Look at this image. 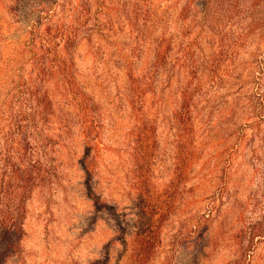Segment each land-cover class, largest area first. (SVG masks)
<instances>
[{"label": "rangeland", "instance_id": "rangeland-1", "mask_svg": "<svg viewBox=\"0 0 264 264\" xmlns=\"http://www.w3.org/2000/svg\"><path fill=\"white\" fill-rule=\"evenodd\" d=\"M90 1L95 18L81 29L72 57L77 79L101 117L103 145L92 162L91 189L82 179V139L72 125L57 150L59 178L26 198L19 247L4 264H126L122 237L130 239L131 219L142 202L136 200V208L131 202L136 192L130 130L136 121L126 101L125 69H134L147 86L142 114L151 119L155 137L149 170L154 190L173 169L171 116L185 77L182 65L173 64L175 54L160 63L154 78L147 69L157 41L172 38L174 53L190 39L187 31L199 32L192 55L200 80L198 111L192 112L198 159L184 191L180 184L175 191L173 211L160 226L148 264H224L230 259L232 230L241 225L237 211L251 221L264 213V0L243 12L247 22L235 23L230 0H102L98 11ZM241 1L249 6V0ZM76 3L0 0V126L13 82L39 70L28 47L32 24L40 21L35 28L40 33L47 22L68 20ZM188 4L185 18L181 12ZM249 22L259 27L247 29ZM239 34L242 39L233 43L232 35ZM52 94L61 112L71 115L54 88ZM170 192L148 191L145 205L165 208Z\"/></svg>", "mask_w": 264, "mask_h": 264}, {"label": "trees", "instance_id": "trees-1", "mask_svg": "<svg viewBox=\"0 0 264 264\" xmlns=\"http://www.w3.org/2000/svg\"><path fill=\"white\" fill-rule=\"evenodd\" d=\"M77 1L79 3L72 8L75 12L69 15L68 20L56 22L53 26L47 22L40 33L35 29L40 21L39 24L38 21L32 24L34 31L28 47L35 55L38 73L14 81L10 96L3 104L5 123L0 126V264H4L9 253L15 252L19 247L25 218L24 203L30 192L38 187L50 186L59 178L62 161L57 156V150L65 133H70L67 129L72 125L77 126L78 135L82 139V152L78 161L82 179L85 187L91 189L92 162L103 145L100 139L101 117L89 97V91L77 79L72 55L78 40L82 38L81 29L95 17L91 13L90 0L88 3ZM94 1L96 11L102 10V0ZM260 1L249 0V6L245 8L243 1L230 0V20L235 23L236 19L244 18L243 12L246 13L250 6L254 9ZM190 8L189 4L183 6L181 13L185 18L189 16ZM48 9L41 13H48ZM253 22L248 23L247 29L259 27ZM198 33L184 32L190 39L182 41L174 53H171L172 38L157 41L152 55L154 62L147 69L154 78V74L160 69V63L166 62L168 57L175 54L173 64L180 67L182 65L185 77L174 101L175 108L171 116L175 124L173 135L176 143L173 169L170 179L161 186H154V190L151 189L153 182H149V170L154 152L152 141L155 142V137L151 119L142 114L148 95L147 86L135 75L134 69H125L128 80L126 101L130 104L136 121L130 130V173L132 172L131 182L136 192L131 202L133 207L136 206V200L142 202L131 219L130 239L126 241L122 237L126 264H148L151 260L159 243L160 226L173 211L175 191H178L179 184L183 187L181 191H184L198 159L192 116V112L197 109L200 84L198 77L195 78L197 68L192 56ZM191 34H194L193 37H190ZM232 36L235 39L233 43L242 39L241 34ZM50 77L56 78L51 82L48 80ZM53 88L58 92L60 101L70 105L71 115L61 112L59 101H55L53 97ZM199 154L201 155V151ZM189 187L193 189L192 185ZM148 191H172L169 194L172 200L165 208L160 206L152 209L145 205ZM235 218L241 225L232 230L230 259L224 264H264V213L251 221L240 210Z\"/></svg>", "mask_w": 264, "mask_h": 264}]
</instances>
